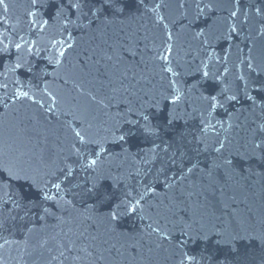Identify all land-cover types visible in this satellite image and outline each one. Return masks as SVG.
Returning a JSON list of instances; mask_svg holds the SVG:
<instances>
[{
    "label": "water",
    "instance_id": "95a60500",
    "mask_svg": "<svg viewBox=\"0 0 264 264\" xmlns=\"http://www.w3.org/2000/svg\"><path fill=\"white\" fill-rule=\"evenodd\" d=\"M91 2L100 7L97 0ZM197 3L212 7L200 14ZM117 7L123 11L105 8L91 28L82 26L89 23L87 18L66 28L57 18V0L0 3V48L7 45V52H0V72L7 80L0 76V81L8 85L0 89L8 105L0 106V140L7 145L0 168L16 164L38 169L41 175L50 169L59 175L66 159L76 160L74 132L81 131L105 144L109 153L103 155L110 158L104 173L123 181L116 189L111 179L105 181L106 190L116 192L113 207L126 193L138 198L146 184L156 191L141 201L143 211L122 210L115 221L108 206L73 198L69 192L65 198L73 199L75 207H53L55 216L41 220L37 190L24 180L9 181L3 172L0 184H7L10 193L23 194L27 207L8 215L6 206L0 258L4 264H264V101L258 96L255 105L246 101L239 79L242 73L248 78L249 57L254 65L264 61V0H119ZM233 25L236 32L228 38ZM201 32L212 35L211 47L202 43L204 36L197 35ZM68 43L73 47L67 48ZM202 60L209 77L202 75ZM17 62L23 67L7 72ZM166 66L180 75L173 76ZM251 78L257 79L254 74ZM173 79L183 93L176 105L163 100L174 95ZM225 85L239 94V101L217 108L209 118L215 128L209 126L205 133L202 120L208 118V101L203 97H219ZM17 91L29 97L18 98ZM156 101L161 110L150 109L152 122L161 129L156 143L161 148L171 145L169 151H174L178 132H184L193 162L199 161V167L171 189L163 177L154 180L155 168L147 176L135 175L151 140L138 126L124 122L129 108L149 109ZM173 108L183 118L175 128L167 124ZM117 128L126 134L123 146L108 142L112 137L105 130ZM200 137L206 151L197 143ZM221 143L224 148L218 153ZM94 148H86L93 159ZM73 166L79 174L69 187L78 191L74 186L86 173L79 171V163ZM179 174L178 167L169 171L177 180ZM156 228L160 231L154 232ZM228 239L230 244L218 243Z\"/></svg>",
    "mask_w": 264,
    "mask_h": 264
},
{
    "label": "snow or ice",
    "instance_id": "6c2138e0",
    "mask_svg": "<svg viewBox=\"0 0 264 264\" xmlns=\"http://www.w3.org/2000/svg\"><path fill=\"white\" fill-rule=\"evenodd\" d=\"M33 5L39 3V0H31ZM59 8L57 11V18L61 20L64 26L67 28L69 24L76 25L77 21H81L85 18L89 20L87 25H82L86 28H91L94 20H99L100 15L103 13L105 8L115 9L117 12H122V8H118L117 4L119 0H97L100 4V7H96L95 4L91 2V0H57ZM0 3H3V0H0ZM140 3H143V0H140ZM238 3V0H237ZM159 7V5L157 6ZM211 4H205L204 7L200 6V3H197V8H199L200 14H203L204 8H211ZM91 13V18L89 14ZM35 15V13H32ZM233 17L237 15L235 11L231 13ZM75 16V20L72 17ZM47 23V21H45ZM80 26V25H77ZM236 32V26L233 25L230 27L228 32V38L231 37V34ZM198 36H204V33H198ZM169 39H171V34H169ZM211 39L212 35L204 36L202 43L207 47H211ZM61 44H64V41H61ZM73 44L68 43L67 48H72ZM21 48L20 44L16 45V49L19 50ZM27 51L31 53V48H28ZM167 52H171V48L166 49ZM0 52H7V45L3 48H0ZM65 55V49H61L59 52V56L63 57ZM161 59L167 60V56H161ZM211 59V57H209ZM227 60V57H224ZM203 65L202 75L204 77H209V72L207 71L208 64L203 60L201 61ZM242 63H244L242 61ZM57 64H59V60H57ZM246 68L248 69V78L242 73L239 76V79L243 81V95L246 101L251 102V104L255 105L257 103V96L261 101H264V61L261 64H253V60L251 57L248 58L246 62ZM23 64L17 62L13 67L8 68L7 72H15L18 69H21ZM30 71V69H29ZM166 71L172 73L173 76H179L178 72H175L171 66H166ZM227 72V69H225ZM252 74L257 77V79H252ZM0 76L4 77V80H7V75L4 72H0ZM19 83V81H17ZM177 81L175 79L170 81V86L173 89L174 95L170 99L168 96H163V100L167 101L172 105H176L178 101L181 100L183 93L179 88L176 87ZM7 83L0 81V89H7ZM251 90V91H249ZM251 92H255L256 95H252ZM5 93H0V106L7 107L8 105L4 102ZM15 95L19 97H29L28 92L17 91ZM208 101V118H203L202 120V131L207 132L208 127L215 128V125H211L210 119L212 114L217 110V108H224L226 103L238 102L239 94L237 92L231 91L226 85L223 87L220 96L216 95L209 97H203ZM150 109L161 110V102L156 101L155 103L150 105L149 109H136L132 108L128 109L129 116L125 118V123L130 125L132 128L139 127V130L142 135L151 140V147L148 149L146 157L137 161L138 166L136 169L135 175L140 176L144 174L145 176L149 175L153 168L156 169V176L154 180L159 181L161 177H163V183L169 188L175 187L178 183L188 178L190 174L194 172L195 169L199 167V161L193 162V157L190 154V151L187 148L186 144V133L178 132L175 143L176 148L174 151H169L171 145H167L161 148V145L156 143V140L159 139L161 135V129L159 126L155 125L152 122ZM51 111V108H49ZM203 117V113H202ZM175 108L168 113L167 124L170 127L175 128L177 123L182 120ZM106 132L111 133L112 140L108 141V137L105 136V141L118 143L123 146L124 143H127L126 134L121 132L118 128L116 130L106 129ZM74 135L76 137V142L72 145V155L76 158L74 162H69V159L64 161V166L58 168L59 175L55 171L51 169L44 172L42 175L38 169H30L25 168L22 165L17 166L13 164L9 167L0 168V175L3 172H7L9 181L13 180H24L25 182H30L32 187L37 190L40 194L42 200L40 205L43 206L44 215L40 217L41 220H44L48 216H55V212L53 211V207L57 210L67 211L68 208H74L75 205L73 203V199H66L65 196L67 193L71 192L73 198L81 197V198H89L92 199L94 204H99L101 206H108L111 208V212L109 213V217L112 221H115L122 214V210L128 213H135L138 208L141 211L143 209L141 206V201L144 200L145 196L149 193H155L156 189L151 184H146L144 187L143 193L139 194V197H133L131 193H126L122 198H120V202L115 204L113 207L114 200L116 198L115 191H108L105 187V181L108 179L112 180L113 189L118 188L119 184L123 183L119 176H112L111 173H104V164L105 161L109 160V155H103L105 153H109V149L105 147V144L100 140L92 139L88 136L87 132L82 134L81 131H75ZM190 143V142H188ZM197 143L201 145H205L203 150H207L206 143L203 137L197 139ZM88 145H95L93 149V155H95V159L91 158L87 154L86 148ZM7 145L3 140H0V161L3 160L4 155H6ZM256 148H259L260 145L256 144ZM224 148V144L221 143L218 148L215 149L216 152L220 153ZM98 149V151L96 150ZM201 149L196 148V151H200ZM126 151V150H125ZM103 155V158H101ZM73 163H79V171L85 172L86 175L82 182H78L75 184V188L78 191H73V188L69 187L73 183V181L78 176V170L73 166ZM225 164L231 165V160L224 161ZM158 165V167H157ZM178 167L180 169L179 180H177L175 175L170 176L169 171L172 168ZM200 171H204V169H200ZM63 185V187H62ZM7 184H0V231H3L7 226V217H6V206L10 205V210H8V215H10L11 211H21L27 207L24 204L25 196L21 193H10L7 191ZM55 189V192H53ZM10 197V199L8 198ZM52 207H49L48 205ZM60 219L61 217H56ZM14 219V217H13ZM154 232H159L160 229H153ZM188 236V239H191V236L188 235L187 231L184 233ZM165 239L169 237L164 235ZM234 239V237L232 238ZM7 243V241H5ZM181 243H186V241H182ZM218 243L230 244L231 239L218 241ZM132 247H135L133 245ZM0 248H3V245H0ZM74 246L69 248L68 251L71 253L74 251ZM87 255L91 256L90 252H87V249H82ZM64 255V252H61V256ZM77 259L81 258L79 256L75 257ZM191 260V257H188ZM0 264H4L3 258H0ZM183 264V262H181Z\"/></svg>",
    "mask_w": 264,
    "mask_h": 264
}]
</instances>
